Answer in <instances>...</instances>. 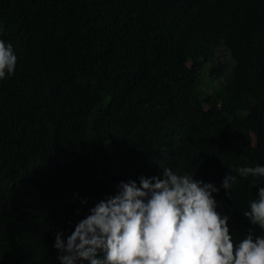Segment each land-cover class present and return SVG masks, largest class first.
Returning <instances> with one entry per match:
<instances>
[{
  "label": "trees",
  "instance_id": "trees-1",
  "mask_svg": "<svg viewBox=\"0 0 264 264\" xmlns=\"http://www.w3.org/2000/svg\"><path fill=\"white\" fill-rule=\"evenodd\" d=\"M0 39L17 57L0 80V264H59L57 231L159 165L217 187L230 168L217 210L234 239L261 234L242 213L256 178L235 169L264 164V0H0Z\"/></svg>",
  "mask_w": 264,
  "mask_h": 264
},
{
  "label": "clouds",
  "instance_id": "clouds-1",
  "mask_svg": "<svg viewBox=\"0 0 264 264\" xmlns=\"http://www.w3.org/2000/svg\"><path fill=\"white\" fill-rule=\"evenodd\" d=\"M16 61L12 44L0 39V80L14 73ZM159 167L158 175L118 181L69 235L57 231L52 247L59 264H264V184L258 182L264 164L235 169L256 178V195L242 213L261 233L250 228L236 239L213 195L222 188L232 198L236 176L230 168L217 187Z\"/></svg>",
  "mask_w": 264,
  "mask_h": 264
},
{
  "label": "rangeland",
  "instance_id": "rangeland-1",
  "mask_svg": "<svg viewBox=\"0 0 264 264\" xmlns=\"http://www.w3.org/2000/svg\"><path fill=\"white\" fill-rule=\"evenodd\" d=\"M217 55L219 60L223 61V63L225 64L226 68L228 69V67L231 65V61H230V57L228 55V53L223 50L222 48H219L217 51ZM241 128L242 129H246L249 131L251 138H252V143L254 144L256 142V135L254 134V132L251 130V128L246 127L245 125L241 124Z\"/></svg>",
  "mask_w": 264,
  "mask_h": 264
}]
</instances>
